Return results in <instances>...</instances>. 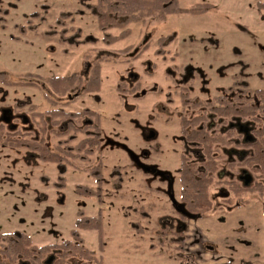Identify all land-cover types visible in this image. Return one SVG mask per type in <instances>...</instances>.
I'll use <instances>...</instances> for the list:
<instances>
[{
	"label": "rangeland",
	"instance_id": "1",
	"mask_svg": "<svg viewBox=\"0 0 264 264\" xmlns=\"http://www.w3.org/2000/svg\"><path fill=\"white\" fill-rule=\"evenodd\" d=\"M87 3L90 1L0 0V74L7 81H21L25 75L44 79L75 73L84 82L88 66L94 62L100 66L97 93L72 99L74 88L62 96L45 89L57 101V109L78 112L87 108L98 114L100 148L96 155L83 162L74 160L79 168L68 165L61 173L53 163L30 158L23 148L0 145V234H25L37 248L58 245L76 230L80 210L87 217H101L100 247L97 232H77L82 246L94 252L102 264H188V260L190 264L211 260L236 264L238 258L244 260L240 264H264L263 190L253 192L247 206H235L233 201L230 208L236 209L219 213L216 209L225 188L214 172L209 186L213 216L203 220L186 214L181 253L171 233L165 239L156 234L175 217L173 211L182 210L177 180L169 185L175 200L171 209L166 203L156 205L152 191L160 178L154 176V169L176 177L182 147L187 145L182 143L178 122L204 111L190 105L192 101L230 99L233 92L242 103L259 104L252 92L264 88V10L257 7L264 0H177L178 9L211 6L197 14L148 17L143 23L130 24L129 34L111 43L105 35L115 37L119 31H99L84 6ZM160 37H167L161 47L156 44ZM76 40L83 43L74 45ZM188 68L196 79L183 80V69ZM38 86L13 87L0 82V109L14 106L13 114H22L26 129L20 131L25 138L42 134L50 149L59 142L72 147L82 134L72 139L70 131L56 135L60 130L48 118L41 124L30 118V103L39 111L52 108ZM67 100L73 102L61 106ZM15 123L19 128V121ZM261 126L255 124L254 129ZM142 129H156L160 137L148 141ZM96 162L101 164L100 201L74 191L79 185L95 188L84 170ZM233 162L227 166L222 157L216 168H227L235 175L243 166ZM113 168L118 170L113 172ZM253 168L248 172L251 185L263 189L264 170L259 165ZM225 180L227 177L222 182ZM245 197L242 195V203ZM204 244L212 250L205 253Z\"/></svg>",
	"mask_w": 264,
	"mask_h": 264
},
{
	"label": "flooded vegetation",
	"instance_id": "2",
	"mask_svg": "<svg viewBox=\"0 0 264 264\" xmlns=\"http://www.w3.org/2000/svg\"><path fill=\"white\" fill-rule=\"evenodd\" d=\"M77 31L80 34V31L79 30H77ZM157 40H156V44H157ZM61 42H62V40H61ZM167 43H169V41ZM144 50H145V48L143 49V51ZM157 56H159V55H157ZM95 63H97L99 65V62H94L88 66L87 73H86L87 76H86V79L84 82L83 81L81 82V80L78 79V77L75 73H72V74L65 76V77H47V78L41 79L38 87L42 88V90H43L42 92H43V97H44L45 103L51 105L52 108H50L46 111H39L37 109L36 105L33 104L36 107L35 111L43 114V119L41 122H39V124L44 123L46 120L45 118H48V120H50V123H52V125L58 127V129L60 130V132L56 133V135L67 134V132L70 131L71 136L69 137V139H72V138H74L75 135L82 134L81 139H79L72 147L68 146L67 144H63V143L59 142L54 147H52V149H50L49 147L46 146L45 140H44L45 138L43 137L42 134H40L39 136H36L34 138H31V139L25 138L23 135L24 133H21V131H20V130L24 131L26 129L24 127V123H25L24 117L20 116V115H22L21 113H20V115L13 114V110L15 108L14 106H11L10 108L5 107V108L0 109V124H1L0 125V131L3 133L2 139L4 140L5 137L10 138V139L14 138L16 140H35V139L38 140V139H41L43 141V145L45 146V148H47L50 152H55L56 147L66 148L67 150L71 149L70 150L71 156H64L65 161H62L61 164L58 165V164L53 163V162H48V163H53L56 166L60 167L61 173L64 172V170L66 169V166L68 167V165H69V167H72L73 169H78L79 165H75L73 163L74 160H78V161L80 160L79 162H83V161H87L88 158H90L91 156H94V154L96 155L99 148H100V134H99L100 133V130H99L100 121H99L98 114L96 112H93V111L87 109V108H84L78 112H66L63 109H61V107L59 109H57V108H55V106L57 105V101L55 99L51 98L45 92L46 87H48L49 93L51 92L55 95L62 96V95H64V93H66V92L70 91L72 88H74L76 90V92L72 93L73 94L72 99H76L77 97H80V96H83L86 94L97 93L99 89L96 92H83L82 91V89L84 88V85L86 84V82L88 80L90 67ZM99 68H100V66H99ZM54 78H65V79L70 78V81L68 82L69 88L65 89L63 91H62V87L58 90L52 89L47 84L46 80L47 79H54ZM193 78L196 79L197 77H196V73H194V71L192 69H190V68H188L186 70L183 69V80H189V79L193 80ZM202 85L205 86V84H202ZM233 85L234 84H231L229 86V88L226 90L227 91L231 90ZM202 90L205 91L204 88ZM259 90H261V89H259ZM232 93L233 92L229 93L231 95L230 99H227L225 96H222V97L220 96V97H216L215 100L212 102L192 101V103L190 105H197V106L201 107L205 112L202 111L201 113L194 115L193 117H190V119L189 118H187V119L186 118H180V120L178 122L179 133H180V137L182 138L181 139L182 143H187V145H186V148L182 147V153H180V165L176 169V177H175V174L173 176L169 175V173H168V175L162 174V173H164V171L154 169V176L155 177H156V175L160 176V178L156 179L157 185L154 184V190L152 189V191L154 193V202L156 203V205L166 203L167 204L166 206L168 207V209L169 208L171 209V208H173V206H175L174 196H171V193L169 190V185L171 184V182L174 183L175 180H177V185H178V187H177V201H178L179 205L181 204L182 210L177 211V212L173 211V214L175 217L172 219L170 218L169 221L162 224L163 227L161 226V228L158 229L156 234H157L158 239H165L166 233H171L172 237L175 238L176 243L179 244V242H180V244H181V247L177 248L180 253L182 252L181 251L182 250L181 239H182L183 231L185 229V225L182 222L185 221V219H187L186 216L188 214H192V215H194L195 219L199 218V219H203V220L209 219L213 216V214H212L213 210H211L212 209L211 208L212 199H211V197H210L211 195L209 193L210 184L208 186V194H209V200H210V206H209L208 210L198 211L195 213L194 212H188L184 208L183 203L181 202V196H180L181 184H183L186 180H188L189 178H192V177H193L192 179H194L198 182L206 181L208 178L210 180V183H211V179H212L211 176L215 172L216 178L219 181H221L220 183L223 184L224 188H225V191L221 192V193H223L222 196H220L222 203L220 206L217 207L216 210L219 211V213L221 211V212H226L227 214H229L232 212V210L236 209V207H234V209L230 208V206L232 205V204H230L231 202L234 201L235 206L236 205L238 206L240 204H241V206H239V207H245L244 205L247 206V204H246L247 201L250 199L253 192H255V188H257V187H255L254 184L251 185L252 184L251 183V175L248 173L249 170L250 171L255 170L253 167L256 165L260 166V170H262V171L264 170V158H263V164H259V163L255 162V160L251 159L253 157V154H254V147H252L251 144L255 143L256 145H261L260 144L261 141H264V137H263V135H264V117L256 111H252L251 115L244 117V118L240 117L236 113H231L229 116H228V114L226 116H221L220 114L223 113V108L225 110H227V113L230 112V110H229L230 108L231 109L233 108L232 111H235V112L237 110V106H238L237 100H239V99L237 98L236 95L233 94L234 95L233 96ZM69 96L70 95H68V97ZM94 97H95V99H97L96 96H94ZM184 97L186 98L185 93H183V95L181 97V99L183 101L186 100ZM69 101L70 100L62 102L61 106H66L68 103L73 102V101H71V102H69ZM30 104H28V105H30ZM13 105H20V104L14 103ZM182 105H186V104H182ZM251 106L257 107L258 105H251ZM51 111H60L62 113H66V114H70V115L71 114H78L82 111H89L91 113L96 114L97 122L94 123L93 118H81V119H78V118H76V119L55 118L53 120L48 115V113ZM161 111H162V109H161ZM28 114L30 116L29 112H28ZM258 117H260L261 119H259ZM30 118H31V116H30ZM31 119H35V118H31ZM16 120H18L20 123L19 128L17 127V124L15 123ZM258 123H261L262 126L258 129H254L255 124H258ZM2 125H4L3 128H1ZM3 130H6L5 131L6 133H4ZM142 133H143L144 138L148 141L151 139H154V142H155L156 139H158V137H160V135H158V131L156 129H154V132L151 131L150 129L149 130L142 129ZM94 135L97 136V140H98V146L96 149H90V150H87L85 148L78 149V150L75 149V146H77V144L79 142H81L85 139L86 140L92 139L94 137ZM1 144L2 143H0V145ZM61 144H63V145H61ZM2 145H4V144H2ZM4 146H6V145H4ZM161 146H162L161 143H158V148L160 149V154L163 155L164 151H163V148ZM6 147H8V146H6ZM9 148H12V147H9ZM17 148H23L27 152V155L30 156V158L31 157L36 158V157H34L33 154L28 152L24 147L20 146ZM17 148H13V149H17ZM161 148H162V150H161ZM86 150L88 152H85ZM263 152H264V143H263ZM154 155L158 156L155 153V151H154ZM222 157H224L226 159L227 166H232L234 163L233 161L235 160L237 162V164L242 165L243 167L240 168L237 171V173H235V175L233 172L227 171V168L225 170L224 169L217 170L216 167L218 166L219 160ZM37 160H39V159H37ZM39 161L46 162V161H42V160H39ZM117 170H118L117 168L112 169L113 172H115ZM84 171H86L92 177V179L95 183V188L90 189L88 187L79 185V186H76L75 189L77 187H83V188L88 189L91 192H96L98 194L91 196V197H95L98 201H100V199H99L100 193L99 192L101 191V184H102L100 162H96L93 165H91V164L88 165ZM190 173L193 174V176H191ZM97 174L99 176L98 181H96V175ZM226 177H227V180L222 182V180ZM59 182H62L61 178L58 180V183ZM159 182H160V184H159ZM161 187H163V188L161 189ZM164 188L167 191H165ZM229 194L231 195V197H228ZM242 195L246 196L243 203L241 201ZM79 196H82V195H79ZM166 198H167V200H166ZM262 206H264V205H262ZM228 209H230V210H228ZM171 213H172V210H171ZM82 214H83V212H82ZM174 222H176V223H174ZM5 234H20V233H5ZM47 246H49V245H47ZM179 249H181V250H179ZM210 249L212 250L210 245H207V244L203 245V250L205 253H207L206 251L210 250ZM217 254H219V253H217ZM50 257H52L50 254L46 255L45 256L46 261H49ZM183 262H185V260H183ZM240 262H244V260L241 258H238L236 264H240ZM187 263L190 264L189 260L187 261ZM211 263L212 264H215V263L220 264V260H219V262L216 260L215 261L211 260L210 262H207L205 264H211ZM225 263L229 264V262H225ZM101 264H102V262H101Z\"/></svg>",
	"mask_w": 264,
	"mask_h": 264
},
{
	"label": "trees",
	"instance_id": "3",
	"mask_svg": "<svg viewBox=\"0 0 264 264\" xmlns=\"http://www.w3.org/2000/svg\"><path fill=\"white\" fill-rule=\"evenodd\" d=\"M90 3L84 6L91 12L95 18L97 29L103 33L113 29L119 31L117 36L105 35L104 39L107 41L115 42L117 40L125 38L129 34L128 26L132 23H143L146 18L156 15H170L177 13L197 14L203 12L211 5L198 4L188 9H178L177 0H89ZM259 9L264 10V5L258 4ZM61 15L60 18H63ZM64 32V31H63ZM63 32L61 34H63ZM79 34L78 31L75 32ZM167 37H160L157 40V44L163 45V42ZM80 41H75L73 44H81ZM161 47V46H160ZM161 50L158 52L160 53ZM23 79V78H22ZM39 77L33 75H25L21 81H7L4 74H0V82L6 83L9 86H34L37 87L40 82ZM70 78H54L47 79V84L54 90H58L62 87V91L69 88ZM100 85V68L97 63L90 67L88 80L82 89L83 92H96ZM259 104L257 107L251 106V103H242L237 100V110L230 112L223 108L221 116H228L231 113H236L240 117L244 118L252 114V111L260 113L264 117V89L255 90L252 92ZM27 111L30 113L31 118H35L37 123L43 119V114L35 111L36 107L33 104L28 105ZM51 119L68 118V119H81V118H93L94 123L97 122V116L89 111H82L78 114H66L60 111H51L48 113ZM262 133V132H261ZM3 133L0 131V143L12 147H24L28 152L34 155L39 160L46 162H53L61 164L65 161L64 156H71L70 150L66 148L56 147L55 152H50L43 145L41 139L38 140H16L5 137L2 139ZM263 143L261 145L251 144L254 147V154L251 159L259 164H263L264 152ZM98 146L97 136L94 135L92 139L83 140L75 146V149L85 148L87 150L96 149ZM85 152H88V151ZM191 176L193 174L190 173ZM193 178V177H192ZM192 178L186 180L181 184V202L184 208L188 212L206 211L210 206L208 186L210 180L198 182ZM99 180L98 174L96 175V181ZM264 195V188L260 186L255 188V191H262ZM75 193L91 197L97 195L96 192H91L86 188L77 187ZM262 194V193H261ZM75 228L76 230L70 231V239L65 240L58 245H49L42 247H35L32 245L30 238L24 234H0V264H101L100 259L94 254V252L84 248L82 246V240L78 235V230L83 231H95L99 234V247L101 246V233L102 223L100 215L95 217H86L81 211L76 213ZM181 247L179 242L178 248ZM51 255L49 261H46L45 256Z\"/></svg>",
	"mask_w": 264,
	"mask_h": 264
}]
</instances>
